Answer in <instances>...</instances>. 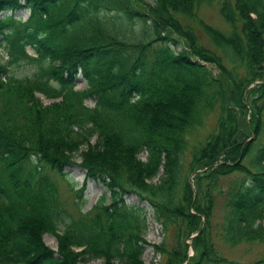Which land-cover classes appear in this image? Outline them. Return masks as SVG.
<instances>
[{
  "label": "trees",
  "instance_id": "obj_1",
  "mask_svg": "<svg viewBox=\"0 0 264 264\" xmlns=\"http://www.w3.org/2000/svg\"><path fill=\"white\" fill-rule=\"evenodd\" d=\"M212 3L229 31L204 30L230 70L173 17ZM21 9L24 21L12 15ZM0 50V264H145L146 210L127 195L168 239L152 245L163 264H232L215 241L264 244V0H0ZM20 62L34 72L11 76ZM215 104V126L184 169L199 171L192 191L181 180L185 135ZM75 155L108 196L72 219L45 170L62 178Z\"/></svg>",
  "mask_w": 264,
  "mask_h": 264
},
{
  "label": "rangeland",
  "instance_id": "obj_2",
  "mask_svg": "<svg viewBox=\"0 0 264 264\" xmlns=\"http://www.w3.org/2000/svg\"><path fill=\"white\" fill-rule=\"evenodd\" d=\"M155 0H144V2L153 6ZM9 15V13H7ZM15 19H20L24 21L28 16V11L26 9H21L12 14ZM174 19L177 23L190 30V33L194 36L197 45L203 47L211 52H214L217 56L221 58V62L225 67L230 70L233 67V63L230 59H226L225 55L220 51H217L212 43L210 42L208 36L205 33L204 26H208L211 29L219 30L222 33H228L229 25L226 24L219 15L218 4H201L197 5L193 10V13L190 15H180L174 14ZM182 45V44H181ZM180 45V46H181ZM175 52L178 51L177 48L171 47ZM27 54L31 57H34L33 52L29 49H25ZM194 60V59H193ZM7 61L6 56L0 50V62L4 63ZM207 69L211 70L215 74L214 67L210 64H205ZM34 65L27 64L26 62H20L18 66H11L8 69V72L14 78H22L30 76L34 72ZM243 71L241 69L237 70V76L241 77ZM54 85V84H53ZM74 89L82 90L84 89V82L80 78V75L77 74L74 78ZM43 105L50 103L52 100L43 99L41 96L37 95ZM87 107L93 106V101L87 100L85 102ZM218 106L215 104L210 110H204L199 113L198 123L185 135V151L183 152V172L181 173V180H186L190 189L194 190L193 177L199 171L194 172L192 175L187 174L184 171L186 169V163L189 161V156L192 153L194 147H197L203 140L206 138L207 134L215 126V120L218 114ZM94 138L91 139L90 143L93 144ZM144 153L138 156L139 160H144ZM75 164L69 167L64 168V177H59L55 172H49L48 169L45 170V173L49 176L50 180L53 182L56 193L58 197L59 204L64 210L66 215L70 216L72 219L76 218L78 215L91 213V208L98 204L99 199L102 196L107 197L104 186L97 180H92L85 175V172L78 167L80 159L75 155L74 157ZM160 174V173H159ZM158 174V175H159ZM154 178L151 182H155ZM229 179H221V185H225ZM222 197L214 200L212 207V216H210V221L212 225V232L214 229L218 228V224L221 222L222 217ZM124 203L127 205H134L138 207H143L146 210V224L147 228L143 235L144 241L147 243V246L144 248L141 259L145 264H163V257L159 256L155 248L152 245L157 246L161 243L167 245L168 239L165 238V234L161 230V227L154 222L152 213L147 205L143 202H140L134 195H127L124 197ZM89 214V215H91ZM204 224V218H200V229ZM59 230L62 229V225H59ZM197 233H193L191 236L194 237ZM42 241L45 246L50 249H55V239L49 235H44ZM215 249L218 254L225 258L228 262L232 264H251L256 261H259L264 256V244L259 242L251 243H241L236 246H229L222 244L219 241H215ZM189 255H191V249H189ZM78 264H102V260L93 259L80 261Z\"/></svg>",
  "mask_w": 264,
  "mask_h": 264
}]
</instances>
